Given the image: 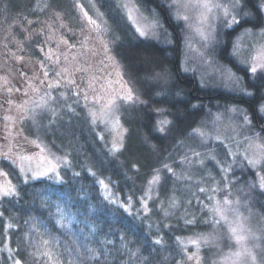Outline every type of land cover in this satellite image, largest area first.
I'll use <instances>...</instances> for the list:
<instances>
[{"label":"snow or ice","instance_id":"1","mask_svg":"<svg viewBox=\"0 0 264 264\" xmlns=\"http://www.w3.org/2000/svg\"><path fill=\"white\" fill-rule=\"evenodd\" d=\"M11 6L0 0V14ZM262 9L264 0H28L27 14L0 29V264H264ZM154 45L237 102L213 111L189 101L191 120L174 117L167 96L185 89ZM224 49L229 63L219 58ZM151 66L159 70H138ZM141 112L162 135L139 136ZM73 121L101 145L96 161L80 159L75 138L53 151L49 134ZM168 137L176 150L164 155L153 140ZM138 140L153 165L128 157ZM108 164L133 185L140 179L139 190L117 195L100 171ZM69 172L73 181L90 175L128 222L117 239L62 243L60 230L70 233L78 217L46 189L63 187ZM29 187L38 215L17 209ZM80 194L88 197L85 185Z\"/></svg>","mask_w":264,"mask_h":264},{"label":"trees","instance_id":"2","mask_svg":"<svg viewBox=\"0 0 264 264\" xmlns=\"http://www.w3.org/2000/svg\"><path fill=\"white\" fill-rule=\"evenodd\" d=\"M27 6H28V0H12V6L9 8L8 12L0 14V29L7 28L8 24L12 22V20L20 13L23 11L25 14H27ZM3 22H6L3 26ZM7 25V26H5ZM3 27V28H2ZM171 31V29H170ZM3 33L0 32V35ZM159 48V46H158ZM180 49L182 50V46L180 44ZM169 53H172V60L168 62L169 68L172 69L175 79L178 82L179 86L184 88L186 90V94L188 97L192 100L193 103L197 101V98H202L206 95V93L203 90L200 89V84H199V78L196 77L195 75L191 74H186L182 71H180L176 67L177 59H176V53L173 52L171 48L168 49ZM221 61L224 63H229V59H224L221 57ZM179 73V75H176ZM240 75H244L243 72L240 73ZM225 94H227V90L223 89V87H220ZM219 99V97H217ZM203 102V101H201ZM221 102H226V103H233L237 102L236 98H232L228 101H221ZM241 105L245 108H249L251 110V104L244 102V101H239ZM149 114L145 112H141L138 115L137 123L135 127L137 129L144 128L145 131H150L149 127L145 123V121L150 122L148 118ZM75 138L78 143H75V147L79 149V157L81 160L87 158L90 161H96L100 150H101V145L94 141L93 137L89 134L87 130V126L81 124L78 121H73L72 126L69 128L67 125L64 127L60 128L58 131H56V134L54 135V139H52V142L54 141V146L56 145H64L65 147L68 144V141L70 139ZM51 140V139H50ZM155 142L157 143H165L167 147V151L163 152L164 155H167L168 152L175 151V146L173 145V142H165V141H159L154 139ZM57 148V147H56ZM58 149V148H57ZM128 157L132 159L139 158L142 161H144L148 165H153L155 163L151 153L146 149L142 147H137L136 145L133 146L132 150L128 153ZM124 159V157H122ZM77 171H80L79 168L76 169ZM147 170V169H146ZM100 171L105 177H111L112 182H113V191L120 196H125L127 194H131L133 191H138L139 190V185L141 183L140 179H137L135 185L131 181H128L124 178V174L122 171L119 170L118 166L108 164L105 168H101ZM132 173H129L131 175ZM71 173H67L65 175V180L68 182L69 185H71L73 182L77 185L78 188L81 187V185L86 186V190L89 193V195L93 199V203H95V198L98 196V185L93 186V180L90 175L87 173L81 172V179L77 181H73L70 179ZM45 186L39 183L35 184L36 189H42ZM60 185H55L53 187H49L51 193H56L59 190H61ZM25 186H21V190L24 191ZM32 188L29 187L27 188L28 195L25 196L24 200H22L18 205L17 209L20 208H31L33 209V204L31 203V194H32ZM53 200H58L60 199L56 195H51L50 196ZM101 198V197H100ZM71 199V197H70ZM27 201V203H25ZM106 204V202H105ZM72 206V204H71ZM109 208H111L113 211L117 212L118 215L116 216H111L109 215L108 217V223L104 229V232L101 234V239L104 237V235H107L108 239H117L113 233H116L120 229H127V221L123 220L122 217L119 215V212L116 208L115 205H108ZM54 211V209H53ZM72 211L75 212L76 208L72 206ZM33 214H39V212L33 210ZM124 215H127L126 213ZM136 228L133 229V232L137 231L140 227H142L139 223V221H136ZM73 228L75 230V225H73ZM133 232H129V238L134 239L135 237L133 236ZM147 233V228H144V234ZM60 239L63 244L71 247L73 246V241L79 242L81 239L78 236L75 235H69L67 233H63L62 230H60ZM143 242V241H141ZM147 254V253H145ZM126 258V257H125Z\"/></svg>","mask_w":264,"mask_h":264},{"label":"clouds","instance_id":"3","mask_svg":"<svg viewBox=\"0 0 264 264\" xmlns=\"http://www.w3.org/2000/svg\"><path fill=\"white\" fill-rule=\"evenodd\" d=\"M261 15H264V9L261 10ZM152 51L155 52L158 60L163 62L165 66L169 68L168 62L172 60V56L167 52L161 51L158 48V46L155 45L153 46ZM219 56L223 57L224 59L230 58L227 49H224L222 52H220ZM169 69L172 71L171 68ZM138 70L141 72V74H143L144 71H158L159 69L156 68L155 66H151V67L139 68ZM176 75H179V73H177ZM152 83H153L152 81H143V84L146 88L149 87ZM173 83L178 84V82L175 79V76ZM199 90H203L206 93L204 97L197 98V100L203 105V107L206 110L212 109L213 111H215L217 108H222L224 104H226V102H221V101H228L232 98H235L234 94H230V93L225 94L219 86L210 85L209 87L205 88L200 85ZM217 97H219V99ZM156 99H164V97H156ZM167 100L169 102L168 103L169 110L172 112L174 117L178 116L181 121L185 122V124L191 120V117H189L188 114L192 112V108L189 104V101L192 100L186 94V90H185V96L176 97L169 94L167 96ZM145 107L147 108L148 105H146ZM145 123L149 127L150 131H145L144 128H140L139 129L140 137H142L143 135H149V136L162 135L161 133L152 130L151 122L145 121ZM164 141L172 142V137H168ZM153 143H157V142L153 140ZM157 144H159L163 152L167 151V147L165 143H157ZM136 146L146 148V146L140 143L139 140L137 141ZM48 183L52 184L53 182L48 181ZM46 191L50 196L56 195L60 199L70 201L72 206L76 208L75 213L78 217V221L74 222L75 230L72 227L71 232L68 234L80 237L81 239L79 240V242L76 241L73 242L78 243L84 248H87L88 246H94L98 241L101 240V234L104 232V229L108 223L109 215L111 216L118 215V213L113 211L111 208H109L108 205L105 204L100 197L97 196L95 198V203H93V199L90 195H88L87 198L82 196L80 194V188L77 187L75 182H73L71 185H69L68 182L65 183V185L61 188V190H59L56 193H51L50 189H46ZM93 206L95 207V211L94 213H90L89 208ZM33 210L39 213L44 211V209L40 208L38 202L33 204ZM93 228L96 229L95 235L89 236V232ZM111 264H119V262L113 260Z\"/></svg>","mask_w":264,"mask_h":264},{"label":"rangeland","instance_id":"4","mask_svg":"<svg viewBox=\"0 0 264 264\" xmlns=\"http://www.w3.org/2000/svg\"><path fill=\"white\" fill-rule=\"evenodd\" d=\"M65 3H67V0H65ZM5 23H6V22H3V26H4ZM5 26H7V25H5ZM2 28H3V27H2ZM181 46H182V48H183L182 43H181ZM219 58L221 59V57H219ZM186 74L195 75L196 77L199 78V74H198V73H197V74L186 73ZM223 89H224V88H223ZM50 139H51V140H50ZM52 139H54V136H53L52 134H49V137H48V142H49V144L53 146V151H58V149L53 145V143H52Z\"/></svg>","mask_w":264,"mask_h":264}]
</instances>
